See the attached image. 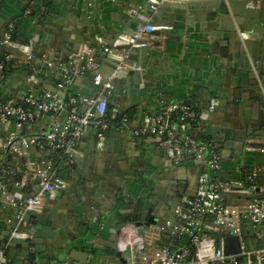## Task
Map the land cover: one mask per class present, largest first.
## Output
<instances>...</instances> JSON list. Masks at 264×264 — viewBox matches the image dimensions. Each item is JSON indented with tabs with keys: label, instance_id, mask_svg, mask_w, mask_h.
<instances>
[{
	"label": "crops",
	"instance_id": "obj_1",
	"mask_svg": "<svg viewBox=\"0 0 264 264\" xmlns=\"http://www.w3.org/2000/svg\"><path fill=\"white\" fill-rule=\"evenodd\" d=\"M47 1H10L11 4L5 6L7 12L2 14V10L0 9L1 27L4 26L5 21H11L13 18L19 16L18 7L21 5L25 8L24 13L29 14L31 11L40 13V23L36 26H39L41 31L42 24L46 20L59 26L62 25L63 21L66 23L69 16L75 21L79 20L78 15L73 10L78 8V5H81V9H77L81 11L80 18L85 22L92 21V24L94 23L100 35L94 36L93 41L90 42L94 44L98 36L104 42H110L117 34L132 30L134 16L131 13L132 11L128 10L129 8L140 13L148 12L142 7V5H145L143 0H62L61 2L58 0L49 4H47ZM223 1L226 4L228 3V14H222L220 15L221 18L216 20L211 19L206 10L221 6ZM163 2L159 6L161 11H158L156 14L147 13L148 16L145 17L154 23L157 22V24L168 26L169 30L155 33L144 41L150 48V51L143 54L142 58L139 55H135V53L130 54L128 63H134L140 69L128 71L121 79L115 81L114 83L117 86L116 94L114 95L113 93L110 97H106L110 109L115 107L120 111L130 113L131 119L128 126H111L102 141H98L94 128L87 127L82 138L77 140L73 146V160L60 159V162L54 163L52 160L54 154L47 147V143L41 138V135L51 128L52 121L49 116L44 115L34 123L28 124L21 129L15 127L13 122L1 123L0 163L8 159L7 157L9 156V153L3 147L4 142L10 135H14L16 138H25L29 142L28 156L27 158H23L25 168L31 166L35 168H47L48 170L54 169L57 178L65 181L69 178L73 180L74 178L79 179L85 174L88 175L90 173V162L105 165L110 164L113 160H117V158L120 159L119 164H121V168L119 169L120 176H131L143 167L151 168L155 172L153 188L157 184L158 186L162 185L161 191L164 193L167 192L164 184L171 183L170 180L172 178H176L178 181L180 179H187L188 181L189 177L198 172V168L193 165L180 167L179 165L183 163L182 161L177 164L171 163L168 160V156L155 145L152 139L145 137L137 138L133 135L132 129L141 125L147 116L156 114L164 105L173 103L189 104L199 114H203L201 109L205 106L202 100L206 94L203 91L205 79L209 78V81L217 83L216 85L222 91L232 94L237 85V81L233 78L236 71L232 68L228 73L226 71L229 70V67L251 63L250 54L256 55L260 51L261 43L264 42V0H252L249 4H245V0H165ZM194 2L198 4L188 5V3L192 4ZM40 3H43V5L40 6ZM57 3L61 6L60 8L63 7V9L59 10V15H55V19H51L47 15L45 16L47 9L51 12ZM32 8L34 9L32 10ZM33 20H35L34 17ZM235 20H240L241 26L247 30L243 33L246 35L245 39L251 38V42L249 41V51L243 47L245 54L239 49L241 47L239 40L243 39L242 36L238 35L239 40L237 37L229 39L227 30L236 26ZM17 23L15 24L12 21L9 24V27L14 30L15 40L20 43L22 41L26 42L31 26L25 21H18ZM1 27L0 29H2ZM81 48L82 46L79 49ZM94 54L95 58L101 59V63L105 64V66L111 65L101 52L100 45L94 44ZM242 54L246 55L247 59ZM52 56L53 50L50 49V51L46 50L44 54L36 55L35 58L38 61L44 62L47 61V57ZM73 57L74 55L66 57L62 53L56 59L58 63L65 64L67 61L71 62ZM5 61L10 62L8 74L2 75V79L0 80V95L5 100L16 102L28 95H37L41 91H44L41 88L42 85H49L58 90L57 83L61 76L57 68H50L48 71L39 70L42 72V77L32 80L29 76L28 78L25 77V73L30 75L34 69L36 70L35 64L25 62L22 57L16 55H10L9 59H5ZM21 61H24V64H20ZM40 61L37 62L35 60L36 63H40ZM22 65H28L27 70H24ZM76 67H79L78 63ZM260 74L259 80L262 87H264V71H261ZM254 77H256V73L250 68L248 74L243 75L241 78V86L253 88ZM77 79H80V81L76 85ZM84 81L91 82L90 79L85 77V74L77 76L67 89L58 91L66 94L67 90H69L72 95L78 97H87L85 96V92H89V94L91 92L94 97L99 96L96 92L94 93L91 87L86 86ZM231 108L230 105H223L220 112H216L209 117L206 115L200 133L204 135L207 144H210L212 147H218L216 149H218L217 151L221 156L220 167L217 172L219 179L234 184L253 177L252 185L255 187V190L258 189L255 195L261 194L262 196L259 198L264 200V172L262 171L264 167V156L262 155L264 153V132L259 137L247 140L246 143H252L250 145L253 146L244 144L242 139L245 137L247 126H241L243 122L239 121V116ZM257 114V106L250 104L246 112L247 118L252 121L257 120ZM218 141L219 144L217 143ZM98 142L102 144L101 150L96 145ZM237 152L240 155H237ZM234 159H237L239 162V180L237 179L236 171L233 170ZM177 166L178 168L172 172L168 173L167 170L161 172V169H173ZM250 167H254L252 173L248 177H244V172ZM22 182H24V179H22L20 174L13 177L9 182L10 191L12 193L21 192L24 195L33 194L39 183L38 180H34L22 187L17 185ZM151 189L146 194H143L144 198L151 195ZM137 192L139 195V188H135L133 193L136 194ZM57 194L59 192L57 193L56 191L51 196L56 198ZM99 195V198L91 201V211H89L88 215L92 225H96V228H94L95 234L89 236L90 247L92 248L91 255L96 251L106 252L110 245L116 247L118 251L116 243L119 228L125 224L134 223L132 221L121 223L118 226L117 233L114 232L111 222L117 220V217L121 216L122 213L114 209L113 198L108 193L101 192ZM57 198L59 199L60 197L58 196ZM236 198L233 197L235 200ZM134 199L135 197L128 199V201H133ZM228 199L226 198L227 203L230 202ZM163 200L159 198L153 203L150 215H152L151 219L152 217H156L157 220L151 223L145 222L148 228L144 227L145 223H136L139 225L140 231L152 239L153 246L161 240L163 242L168 241L172 246L175 245L173 238L171 239L167 234H163L162 227L158 226L161 224L163 228H167V224L174 225L177 221L175 212L165 210L164 206L162 208L164 204ZM241 200L245 201L243 198ZM185 201L186 196L182 195L178 207H183ZM42 211L44 212V216L41 218V222L30 219L28 223V227H31L32 236L27 237L30 242L33 241L31 250L38 251V254L35 253L34 255L38 260L33 261L32 258L34 256L32 255L24 257L22 250L16 248L10 253L12 258L10 260L11 263L8 262L7 264H21L26 259L29 261L27 264H45L47 258L53 255L62 256L61 253H63L65 243L69 245L75 243L72 241V237L82 227L80 220L69 219L71 221L69 222L70 226H73L74 232L69 231L68 235L65 232L64 226H61V216L63 215V218L65 216V211L61 209V204L47 195L43 207L39 212ZM129 213L135 215V213ZM12 214L13 207L6 202H1L0 224H5L7 227L8 218ZM65 219L63 220L65 221ZM121 220L126 221L128 219L127 217H121ZM121 220L118 219V221ZM240 221L241 236L245 239L247 245L252 248L254 244L252 243V237H249V235L253 232L254 238L257 240V229L253 225L252 231L251 223L248 219H245L242 226L240 225ZM97 222L99 223L97 224ZM70 226L68 225V227ZM72 229L70 227L69 230ZM5 236V229L0 228L1 242H4ZM77 245L73 250L79 249L82 251L83 246ZM71 253L72 251L70 255ZM80 258H83V254H81ZM65 261H69L71 264L76 263V261L70 258H67ZM98 262L109 264L108 260L102 258Z\"/></svg>",
	"mask_w": 264,
	"mask_h": 264
},
{
	"label": "built area",
	"instance_id": "obj_2",
	"mask_svg": "<svg viewBox=\"0 0 264 264\" xmlns=\"http://www.w3.org/2000/svg\"><path fill=\"white\" fill-rule=\"evenodd\" d=\"M159 1L165 0H150L151 9L155 10ZM134 15L142 21L134 29L117 34L110 42H104L100 37L94 41V44L101 46V52L111 66L95 63L93 43L82 46L71 62L55 65L46 61L47 67L59 70L61 78L57 83V89H67L75 77L90 72L94 86H99L104 80L101 89L110 91L115 81L121 79L128 71L137 70L136 64L128 63L132 51L143 46L144 41L155 33L168 31L169 27L150 21L138 11H134ZM11 29L8 27L5 30L1 43L20 51L24 61L28 62L38 46L40 27L35 26L33 36L25 43L13 39ZM245 37L246 35L242 34V38ZM9 57L6 56L5 59L8 60ZM3 69L4 64H1L0 80ZM39 73L38 69H34L29 78L35 80ZM40 93L21 99L23 105L0 100V124L13 122L15 127L21 129L44 115L49 116L52 121L51 128L43 133L41 138L54 154L52 159L54 163L73 156V146L82 138L87 127L96 130L98 141L104 140L112 121L122 112L115 107L108 109L107 99L101 95L94 98L70 97L66 101L64 97L45 89ZM204 120L205 115L199 114L189 104L173 103L164 105L156 114L147 116L141 125L132 129L135 137L152 139L155 145L166 153L171 163L177 164L184 157H189L200 163L201 171L191 198L186 199L183 207L175 209L176 223L167 224V228H162L163 234H167L171 239L183 238L187 240L184 242L186 244L182 242L183 244L177 243L172 246L168 241L161 240L153 246L152 239L140 231L139 225L125 224L118 230L116 246L127 264H236V255H225L221 245L218 246L216 235L203 233V230L215 232L217 227L231 229V235L239 238V255L247 259V264H264V246L260 249L250 248L242 238L239 227L240 220L248 219L257 229V240L264 239V200L254 197L248 204L242 206L226 202L228 194H255L253 177L234 184L219 179L217 172L221 156L217 149L198 141L193 132H190L191 123L195 121L197 122L195 132L202 131ZM129 122L126 117H122L119 125L126 127ZM28 146L29 142L25 138H16L14 135H10L3 145L9 155L21 159L27 158ZM262 171L264 172V167ZM18 172L16 168L9 169L6 173L12 178L20 174L24 179V182L17 184L20 187L34 180H38L39 183L33 194L24 195L21 192L12 193L9 184L0 178V203L10 204L17 219H20L26 211H39L47 195L51 196L65 186L63 181L57 178L54 169L43 170L30 166ZM144 227L148 228V225L145 223ZM0 264H7L2 250H0ZM48 264L71 263L65 261Z\"/></svg>",
	"mask_w": 264,
	"mask_h": 264
},
{
	"label": "water",
	"instance_id": "obj_3",
	"mask_svg": "<svg viewBox=\"0 0 264 264\" xmlns=\"http://www.w3.org/2000/svg\"><path fill=\"white\" fill-rule=\"evenodd\" d=\"M10 1L13 0H0V9L2 10V14L4 12H7L6 10V5L11 4ZM29 2H32L33 0H28ZM58 0H48L47 4L51 2H55ZM62 0H60L61 2ZM252 0H245V4H249ZM143 3L145 5H142L143 8L146 9V13H141L143 16H148L147 13H152L156 14L158 11H161L159 8L160 5H162L164 2L159 1L158 5L156 6V9L153 10L151 9V4L150 0H143ZM23 4V3H22ZM79 4V3H78ZM197 5V2H194L192 4H189L190 6L192 5ZM230 4V3H229ZM40 6L43 5V3L39 4ZM203 5V4H202ZM228 3H222V5L216 7V8H211L207 9V13L209 14V17L213 20L221 18L220 15L222 14H228ZM61 6L56 4L55 8L49 11L47 9L45 16L55 19V15H59L60 13V8ZM78 8H75L73 11L76 12V14L79 17V20H73L72 17H68V21L64 23L65 21L62 22V25L59 26L58 24H54L51 22H48L47 20L44 21L42 24V31L40 32L39 35V43L38 47L34 51V56L29 59L28 63H33L36 65V68L38 70H44L48 71L50 68L47 67L46 61H40V63H36V55L39 54H44L46 50L52 49L53 50V56L52 57H47L48 62L55 63V65H58L57 59L60 54H64L66 57H70L71 55L77 54L79 48L81 46H85L89 44L91 41H93L94 36L99 35L96 27L94 26V23L92 24L91 22H85L80 18V12L77 9H81V5L77 6ZM19 9V16L16 18H13L11 21H5L6 23L4 24L3 27H0V65L4 64L6 66V74H8V70L10 68L9 61H5L6 56L10 55H16L19 57H23V54L20 51H17L15 49H12L10 47H7L3 45L2 39H3V34L5 30L9 27V24L14 21L15 24H18L17 22L25 21L26 23H29L31 28H30V34L26 38L28 41L34 34L35 26L40 23V13H37L35 11L30 12L29 14L24 13L25 8L21 5L18 7ZM129 11L131 10L134 20H133V26L131 29H134V27L138 24L141 23L142 21L138 20L135 15L134 11L132 8L128 9ZM158 15V14H157ZM254 17H256L255 14L252 13ZM3 16V15H1ZM33 17L35 20H33ZM4 19V17H3ZM17 19V21H15ZM5 20V19H4ZM3 20V21H4ZM157 23V22H156ZM235 27L234 28H228V34H229V39H234L238 38V35L242 36L243 33H245L247 30L244 29L243 26H241L240 20H235ZM22 27V25H20ZM129 31V30H128ZM100 36V35H99ZM98 36V37H99ZM243 38L242 40H239V43L241 47L239 48L242 53L245 54V50L249 51V43L251 42V38L245 39ZM26 41V42H27ZM250 41V42H249ZM21 43H25L22 41ZM70 45V47H68ZM262 48V50H261ZM261 48L260 51L255 55L253 53L250 54L251 58V63L247 64H240V66L236 67H227L229 70L226 72L228 73L231 68L236 71L234 74L233 78L237 81L236 88L232 92H225L222 91L221 88H219L216 84L217 83H212L208 79L204 80V97L202 98L203 102L205 103V106L201 109L203 114L206 116H211L216 112H220L221 106L223 105H230L233 109L235 110L236 115L239 116V121L243 122L241 126H247L245 131V137H243V142L244 144L247 142V140L253 138V137H259L260 135L263 134L264 132V87H262L260 83V72L264 71V42L261 43ZM150 51V48L148 45L145 43L143 46L138 47L132 51V53H135V55H139L141 58L143 54L148 53ZM250 53V52H249ZM243 55V54H242ZM245 59H247V56L243 55ZM24 61H21L20 64H24ZM95 63L96 64H101V59L95 58ZM28 65H22V68L27 70ZM111 66V65H110ZM138 69H140L139 66H137ZM250 68L252 71H255L256 77H254V87H249V88H244L241 86L240 81L243 75L248 74ZM137 69V70H138ZM248 71V72H247ZM25 77L28 78L29 74L25 73ZM251 76V75H250ZM85 77L90 79V83L87 81H84L86 83V86L91 87L93 89L94 93L99 94L104 97H110L111 94L114 95L117 92V86L115 83L112 84L113 88L112 90H102L101 89V84L104 83V80L101 81L99 86H94L92 84V75L90 73H86ZM76 85L79 83L80 79L76 80ZM43 89L46 91H49L53 94H56L60 97H65V94L61 91H58L49 85H42ZM32 93V92H31ZM93 93V94H94ZM248 93V94H245ZM85 96L94 98L92 93L90 92H85ZM250 104H255L258 108V117L257 120H250L247 118L246 112L247 108H249ZM245 120V124H244ZM225 121V120H224ZM252 121V122H251ZM226 123V121H225ZM249 124V125H247ZM242 142V143H243ZM219 144V141L217 142ZM247 146H253L250 145L252 143H246ZM98 146L99 150L102 149V144L96 143ZM218 148V147H214ZM97 150L98 152H100ZM218 150V149H217ZM220 150V149H219ZM163 151V150H162ZM163 153V152H162ZM165 153V152H164ZM166 154V153H165ZM237 155H240L239 152H237ZM264 156V153L262 154ZM73 160V157L70 158ZM169 160V159H168ZM120 159L117 158V160H113L110 162V164H101V163H96V162H90L89 166V174H85L84 176L78 178H74L71 180V178L67 179L66 181L61 179L65 186L57 191L59 194H57L56 198L54 196H50V198L56 200L59 204H61V209L65 211V216L64 218L65 221L63 220V215L61 216V226H64L65 232L68 233L74 232L73 226H70L72 220H80L82 222V227L78 229V231L75 232L74 236L72 237V241L75 243L69 245L66 244L64 245L63 253L62 256L58 255H53L49 258H47L45 264H48L50 262H56V263H63L67 258H70L73 261H76L75 264L80 263V264H101L98 262L100 258L106 259L109 261V264H127L126 260L122 256V254L116 250V247H113V245H110L109 248L106 250V252H94L92 254V248L90 247V240L89 236H93L95 234V229L96 225H92L91 220L89 219V211L91 207V201H95L97 198H99V194L102 192H105L106 194L110 195L113 198V207L116 209V211H120L121 213L124 212V210H129L127 212L135 213L143 215V213L146 214L145 218L141 217H136L133 219H128L126 221L121 220L118 221L114 227L117 226V224L125 223V222H134V223H139L142 222L143 224L145 222H155L156 217H152L151 219V210H152V205L153 203L160 198V200H163L164 204V209L168 210L169 212H175V209L178 207V204L181 201L182 195L186 196V199L189 200L194 193L195 189H193V178L192 176L187 179H180L179 181V187H178V193L175 195L174 192L169 191L166 194H158L156 192V189L158 188V184L155 185L153 189H151V195L147 198H144L143 193L138 195V192L135 193H130L129 189L125 188V182H124V177L120 176L119 169L121 168V164H119ZM182 164H180V167L184 166H189L193 165L198 168V172L196 174H199L201 171L200 163L197 161H193L189 157H184L182 159ZM238 161L237 159H234L233 164H234V169L237 174V179H240V174L238 172ZM261 166V165H260ZM175 168L171 169H161V172H164L167 170V172H172ZM254 167L247 168V170L244 172V177H248L253 170ZM43 170L45 168H42ZM126 178V177H125ZM60 179V178H59ZM160 180V178H159ZM256 193L258 192V189L255 191ZM255 193V194H256ZM255 194H228L229 196L228 200L230 201L229 203L232 205L236 206H242L245 204H248L252 198L254 197H261L262 195H255ZM167 195V196H165ZM60 197L59 199L57 197ZM135 197L133 201H128V199H131ZM233 197H237L236 200L233 199ZM137 198V199H136ZM241 198L245 199V201H242ZM233 199V201H232ZM235 200V201H234ZM162 206V208H163ZM126 208V209H125ZM161 208V209H162ZM41 210V209H40ZM39 210V211H40ZM39 211H26L22 214L20 219H17L16 215L13 213L9 218H8V224L7 227L5 224H0V228L5 229L6 231V236L4 239V242L0 241V250L4 251V255L6 257L7 263H11V251L13 249L19 248L22 250L23 256L30 257V255L34 256L35 253L38 254L37 250H31V246H33V241L30 242L29 238L27 236H32L31 232V227H28V223L30 219L36 220V221H42V217L44 216V212H39ZM101 213V212H100ZM68 217H67V216ZM88 217V219H87ZM63 218V219H62ZM154 219V221H153ZM85 222V224H83ZM243 222L245 220L240 221V225L242 226ZM99 222H97L98 224ZM251 223V222H250ZM65 224H68L72 230H69L70 227L68 225L65 226ZM96 224V223H95ZM159 227L163 228V225H158ZM6 227V228H5ZM251 229L253 231V224L251 223ZM217 230L214 232L217 241H218V246L221 245L223 253L225 255H236L235 257V262L236 264H247L246 261L247 259L245 257H242L239 255L240 253V240L238 237L231 235V229H223L221 227H217ZM116 232V229L115 231ZM14 236H13V235ZM25 235L26 237H19ZM18 236V237H17ZM249 237H252V243L254 246L252 249H260L264 246V239L262 240H256L254 238L253 232L249 235ZM245 241V239H244ZM63 243V244H64ZM80 244V247L83 246V250L80 251L79 249H74ZM72 251L71 255L70 252ZM81 254H83V258L81 259ZM31 256V257H32ZM31 259V258H30ZM23 260V259H22ZM33 261L38 260L37 257L32 258ZM29 261L23 260L21 264H27ZM37 264V263H36Z\"/></svg>",
	"mask_w": 264,
	"mask_h": 264
},
{
	"label": "flooded vegetation",
	"instance_id": "obj_4",
	"mask_svg": "<svg viewBox=\"0 0 264 264\" xmlns=\"http://www.w3.org/2000/svg\"><path fill=\"white\" fill-rule=\"evenodd\" d=\"M154 171L151 169V168H141L140 171H136L133 173V175L131 176H122L124 177V182H125V188L127 186V188L129 189V192L130 193H133L135 188H139V192L142 194H146L148 192V190H150L153 185H154ZM198 175L199 174H194L192 176L193 178V189L196 188V183H197V178H198ZM126 177V178H125ZM171 183L169 184H164V186L167 188V192L169 191H172L175 193V195L178 193V187H179V181L176 179V178H172L171 180ZM169 181V182H170ZM153 183V184H152ZM163 186L162 185H159L158 188L156 189V192L158 194H164V192L161 191V188ZM161 191V192H160ZM166 192V193H167ZM165 193V194H166ZM163 206V205H162ZM128 213V214H127ZM121 217H127V219H133V218H136V217H141V218H145L146 217V214L143 213V215H140V214H130L129 212H127V210H124V212L122 213L121 216L117 217L119 220H121ZM118 219L115 220L114 222H111V226H112V229L115 231L116 229V233H117V230H118V224L116 227L115 224L118 222Z\"/></svg>",
	"mask_w": 264,
	"mask_h": 264
},
{
	"label": "trees",
	"instance_id": "obj_5",
	"mask_svg": "<svg viewBox=\"0 0 264 264\" xmlns=\"http://www.w3.org/2000/svg\"><path fill=\"white\" fill-rule=\"evenodd\" d=\"M33 9L34 8H32V10ZM31 12H33V11H31ZM10 32H11L12 38L15 39L14 30L11 29ZM6 66L7 65H4L3 75L6 73ZM86 73H90V72H86ZM38 77H40V78L42 77V72L39 73ZM70 97H77V96L72 95L70 93V91L67 90L64 99L66 101H68ZM0 100L1 101H5V99L1 95H0ZM16 104L23 105L20 100L16 101ZM108 108L110 109V107H108ZM122 117H126L129 121L131 119V115H130L129 112L122 111L121 114H118L117 117L112 121V125L111 126H113V125H115V126L116 125H119L120 122H121ZM190 127H191L190 132H193V134L196 136L197 140L198 141H201L203 143H206V139H205L204 135L202 133H200V131L195 132L196 131V128H197V122L196 121L195 122H192ZM7 158L8 159H5L2 163H0V178H2L4 181H6L9 184L10 180L12 179V176L8 175L6 172L9 169H14L15 170L16 168H18V170H19L18 173H20L23 170H25V167H24L23 159L18 158V157L13 156V155H9ZM13 162H14V164H13ZM203 233H207V234H210V235L211 234L215 235L214 232H208V231H204V230H203ZM186 241L187 240H183V238H180V239L174 238L173 239V242H174L175 245L177 243H182V242L184 243ZM185 244L186 243H184V245Z\"/></svg>",
	"mask_w": 264,
	"mask_h": 264
}]
</instances>
